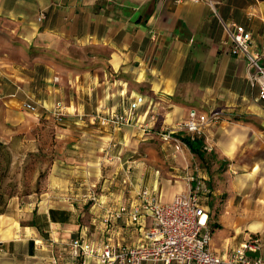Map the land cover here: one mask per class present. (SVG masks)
Wrapping results in <instances>:
<instances>
[{"label":"crops","instance_id":"crops-1","mask_svg":"<svg viewBox=\"0 0 264 264\" xmlns=\"http://www.w3.org/2000/svg\"><path fill=\"white\" fill-rule=\"evenodd\" d=\"M220 20L243 25L261 49L264 0H0V116L19 121L29 99L38 107L32 114L54 118L60 101L58 134L77 148L59 160L65 165L52 174V189L8 200L0 264H100L71 255L75 238L139 245L151 218L109 222L107 211L144 187L162 202L186 190L194 155L187 148L185 159L159 132L187 120L190 109L221 114L202 136L214 162L225 164L224 184L209 187L208 223L215 214L219 224L212 248L226 254L254 235L264 259V100ZM138 94L146 100L137 110L143 127L100 122L98 114L120 111ZM89 182L98 184L96 202L64 197Z\"/></svg>","mask_w":264,"mask_h":264},{"label":"built area","instance_id":"built-area-1","mask_svg":"<svg viewBox=\"0 0 264 264\" xmlns=\"http://www.w3.org/2000/svg\"><path fill=\"white\" fill-rule=\"evenodd\" d=\"M230 40L231 52L244 57L248 79L258 91L260 100H264V42L260 50L252 47L250 32L240 24L220 20ZM144 95L138 94L127 101L120 111H106L98 114L100 122L111 130L122 126H142L137 115L138 108L145 102ZM29 112H37V105L27 99L22 104ZM147 114V112H146ZM54 119L61 122L65 116L62 103L56 102L53 109ZM218 111L200 113L190 109L188 119L168 129L165 126L160 138L173 142L182 150L180 132L191 138L204 136L205 126L218 121ZM188 148V147H187ZM203 149L210 151V146ZM128 177L122 179L126 182ZM204 174L198 167L186 175L187 188L175 195L170 201L162 202L154 191L141 188L136 191L135 199L118 204L115 209L107 211L106 220L111 222L126 216L131 222H142L147 216L151 223L144 229V240L137 246H126L111 241L95 245L80 238L68 242L71 255L92 256L100 264H141L151 260L159 264H264L258 254L260 242L256 236H249L226 254H220L212 248V230L208 223V193ZM84 203L97 201L98 192L95 184L86 188L82 194Z\"/></svg>","mask_w":264,"mask_h":264},{"label":"rangeland","instance_id":"rangeland-1","mask_svg":"<svg viewBox=\"0 0 264 264\" xmlns=\"http://www.w3.org/2000/svg\"><path fill=\"white\" fill-rule=\"evenodd\" d=\"M22 110L19 121H8L0 116V140L7 145L11 153V163L6 175L2 179L0 191L7 193L10 187L6 184L11 181L15 197H19L22 200L25 198L35 200L41 193L52 189L51 186L53 180H55L52 174H54L59 167L65 165V163H60L59 160H64L65 157L72 154V150H77V148L70 145L72 141H67L69 139H67L65 135L58 134L60 128L63 127L66 115L61 122H57L54 118L46 116L45 114L35 116L32 112L25 110L23 106ZM174 126L175 125L167 126V128L170 129ZM177 149H179V155L185 153L187 156H192V152L189 153L184 144H182L183 151L180 147H177ZM205 154L207 158L204 161H201L193 154L195 161L191 158L187 166L189 168L192 167L193 170H195V167H198L199 173L204 174L206 172L208 176L212 175L210 179H205L208 188L214 187L219 183L224 184L225 178L220 175V172L225 166L224 162L221 164L215 163L211 151H207ZM183 157L185 156L183 155ZM193 170L190 169V172ZM212 179L214 181H212ZM92 184L96 185L98 192V184L89 182L84 185L77 184L78 190L66 194L64 197L71 202L81 201L84 203L82 194L86 191V188ZM123 184L127 185L128 179H126V182H123ZM56 191L58 192L60 190L56 189ZM209 195L208 193V200ZM224 198V193L219 194L218 203H222ZM217 219L215 214L209 217V227L210 229L212 228L211 230L213 231L215 224H218ZM243 231L246 230L239 229L240 233ZM214 241L218 245L222 243V240L216 238V236L214 237Z\"/></svg>","mask_w":264,"mask_h":264},{"label":"trees","instance_id":"trees-1","mask_svg":"<svg viewBox=\"0 0 264 264\" xmlns=\"http://www.w3.org/2000/svg\"><path fill=\"white\" fill-rule=\"evenodd\" d=\"M177 135H180L178 133ZM181 139L189 148L190 152L196 155L201 161H204L207 157L205 154V150L203 149V137L202 136H195L193 138L182 135ZM11 163V153L7 147V145L0 140V186L2 184V179L6 175V172L9 169V165ZM9 188L7 193H3L0 191V216L2 213L5 212L8 200L14 196L12 182L9 181L6 184ZM215 227H219V224H215Z\"/></svg>","mask_w":264,"mask_h":264}]
</instances>
